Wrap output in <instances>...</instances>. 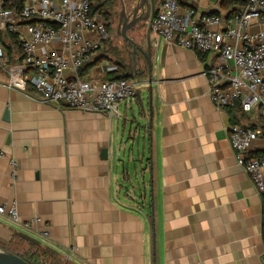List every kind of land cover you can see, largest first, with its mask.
Returning a JSON list of instances; mask_svg holds the SVG:
<instances>
[{"label":"crops","instance_id":"obj_1","mask_svg":"<svg viewBox=\"0 0 264 264\" xmlns=\"http://www.w3.org/2000/svg\"><path fill=\"white\" fill-rule=\"evenodd\" d=\"M179 2L197 19L241 8ZM148 28L129 31L144 50L150 41L152 66L138 50V95L120 103L119 118L41 103L9 88L0 70V206L16 205L20 216L0 214V248L50 250L56 264H264L263 200L228 132L235 123L263 129V110H217L211 56ZM117 41L126 68L99 52L107 62L91 67L97 76L135 73L132 44ZM252 153H264L262 139ZM34 216L41 223L26 227Z\"/></svg>","mask_w":264,"mask_h":264},{"label":"built area","instance_id":"obj_2","mask_svg":"<svg viewBox=\"0 0 264 264\" xmlns=\"http://www.w3.org/2000/svg\"><path fill=\"white\" fill-rule=\"evenodd\" d=\"M243 1L232 14H203L197 19L196 12L183 10L179 0H163L150 26L169 44L211 56L205 73L217 110L240 107L250 113L261 108L264 113V0ZM94 2L23 0L18 7L16 0H0V70L8 73L7 86L46 105L119 118L120 103L135 100L139 84L135 78H102L91 69L82 73L109 38ZM228 132L237 164L262 197L264 238V153H252V144L264 141V129L235 123ZM4 156L0 151V158ZM12 164L16 167L15 160ZM5 213L20 221L16 205L8 210L0 206V214ZM40 223L34 216L24 225Z\"/></svg>","mask_w":264,"mask_h":264},{"label":"water","instance_id":"obj_3","mask_svg":"<svg viewBox=\"0 0 264 264\" xmlns=\"http://www.w3.org/2000/svg\"><path fill=\"white\" fill-rule=\"evenodd\" d=\"M121 2H122V16H121V30L119 33L121 34V36L123 37L125 41L132 44V53H131L132 54V64L135 69V74L137 75L139 74L138 73V63L136 60V55H137L138 50L142 52V54L146 58V61L149 66V70H151L152 59H151L150 41L148 42L147 50H144L143 48L138 47L135 40L129 36V31L137 26L142 27L145 25L146 26L148 25L149 27L148 29H151V26H150L151 19H152L151 12L153 11V14H154L156 7L151 0H129L128 3L129 2L131 3L129 4V7L134 8V11H135V15L131 19H129V14L126 11L125 1L121 0ZM145 7L147 8L148 11H147L146 16H143ZM138 11H140L139 14H137ZM102 157L103 158L109 157L108 149L103 150ZM0 264H31V263H29L27 260L13 253L10 250L0 248Z\"/></svg>","mask_w":264,"mask_h":264},{"label":"trees","instance_id":"obj_4","mask_svg":"<svg viewBox=\"0 0 264 264\" xmlns=\"http://www.w3.org/2000/svg\"><path fill=\"white\" fill-rule=\"evenodd\" d=\"M22 1L23 0H16L18 7H20L22 5ZM94 1L95 2L93 5V9L99 11L104 19H109V16H108L109 12L107 10V6H109L110 3L113 2V0H94ZM154 1H156V0H153V2ZM162 1L163 0H160V2L156 1L157 5H158V6L156 5V13H157L158 7ZM227 1H229L230 3H233V4L241 5V6L245 3V1H243V0H227ZM230 14H232V12ZM106 25H107V29H108V24L106 23ZM104 42H106V40ZM8 49L11 51V47L9 45H8ZM113 51H115V50L113 49ZM120 56H121V54H120ZM101 60H102L101 58H95L92 62L87 63L83 67L82 73L88 72L91 69V67H93V65H97ZM117 66H119V68H121V69L126 68L125 67L126 66L125 60L123 57H121L117 60ZM135 77H136V74L132 71L129 72L128 74H122L119 76H117V72H113L111 74V77L108 76V79L135 78ZM3 249H6V248H3ZM15 254H17V253H15ZM54 254L55 253L53 251L48 250L46 252V251H44V249H39L36 252H30L29 251L24 255H20V254H17V255L21 256L22 258H24L25 260H27L31 264H56L53 260H51V258L55 257Z\"/></svg>","mask_w":264,"mask_h":264},{"label":"rangeland","instance_id":"obj_5","mask_svg":"<svg viewBox=\"0 0 264 264\" xmlns=\"http://www.w3.org/2000/svg\"><path fill=\"white\" fill-rule=\"evenodd\" d=\"M125 4H126V11L128 12L130 7L129 4H131L130 2L128 3L129 0H124ZM156 1H160V0H156ZM107 10H108V16L109 19H104L106 21V23L108 24V34H109V38L106 40V42H104L102 44L101 49L98 51L97 54H99V52H103L105 54H107L108 57H110V61H115L119 58L125 57L126 58V54L127 51H123L120 49V47H118L117 44V40H122L123 37L121 36V34L119 33L121 30V16H122V2L121 0H113V2L110 3L109 6H107ZM124 40V39H123ZM113 49L115 51H113ZM118 54V55H117ZM121 54V56H120ZM107 57V58H108ZM105 62V59L101 60L98 64H102Z\"/></svg>","mask_w":264,"mask_h":264},{"label":"flooded vegetation","instance_id":"obj_6","mask_svg":"<svg viewBox=\"0 0 264 264\" xmlns=\"http://www.w3.org/2000/svg\"><path fill=\"white\" fill-rule=\"evenodd\" d=\"M145 9V11L143 12L144 13V15L143 16H146V14H147V8L145 7L144 8ZM128 14H129V19H131L134 15H135V11H134V8H132V7H130V9H129V11L127 12ZM140 13V11H138V13L137 14H139ZM153 11L151 12V16L153 17Z\"/></svg>","mask_w":264,"mask_h":264}]
</instances>
